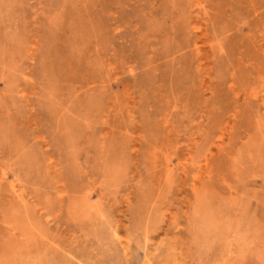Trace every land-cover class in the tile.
<instances>
[{
	"label": "rangeland",
	"instance_id": "1",
	"mask_svg": "<svg viewBox=\"0 0 264 264\" xmlns=\"http://www.w3.org/2000/svg\"><path fill=\"white\" fill-rule=\"evenodd\" d=\"M0 264H264V0H0Z\"/></svg>",
	"mask_w": 264,
	"mask_h": 264
}]
</instances>
